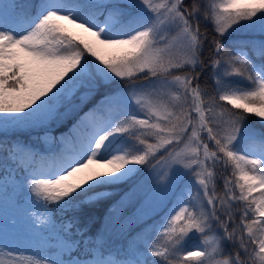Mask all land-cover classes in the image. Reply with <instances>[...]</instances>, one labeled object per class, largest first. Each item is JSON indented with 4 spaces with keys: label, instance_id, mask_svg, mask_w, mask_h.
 Wrapping results in <instances>:
<instances>
[{
    "label": "rangeland",
    "instance_id": "obj_1",
    "mask_svg": "<svg viewBox=\"0 0 264 264\" xmlns=\"http://www.w3.org/2000/svg\"><path fill=\"white\" fill-rule=\"evenodd\" d=\"M75 1L38 0L34 15L23 20L12 11L15 0H0V96L15 91L1 81L14 64L40 96L63 75L64 68L44 46L42 24L51 16L87 24L99 45L119 37L132 43L145 33L144 45L132 59L97 64L80 90L64 92L68 104L61 109L42 104L32 122L0 121V138L8 142L10 156L6 173L0 174V264H140L145 253L161 249L188 264H248L249 257L251 264H264V252L254 251L251 243L253 225L232 222L246 209L229 163L230 152L251 160L261 174L244 181L253 182L251 190L264 189V134L214 98L227 82L240 79L238 71L219 61L212 71L197 74L200 82L191 73H179L199 66L192 24L198 12L183 0H113L114 8L96 22L84 12L80 16ZM220 1L234 2L199 0L214 31L264 54V9L222 11ZM258 77L264 84V73ZM95 96L97 117L83 111ZM70 118L67 131L53 137L49 127ZM122 132L134 137L122 139ZM131 141L146 149V169L120 196L106 226L112 227L127 202L139 199L131 224L147 223L138 230L133 252L119 242L95 243L89 259L64 257L62 252L68 254L77 240L51 228L50 211L36 191L62 190L74 179L84 183L100 172L122 180L121 150ZM15 165L28 169V185L17 177ZM258 205L264 211V200ZM84 236L93 243L89 233ZM234 244H239L236 250Z\"/></svg>",
    "mask_w": 264,
    "mask_h": 264
},
{
    "label": "trees",
    "instance_id": "obj_2",
    "mask_svg": "<svg viewBox=\"0 0 264 264\" xmlns=\"http://www.w3.org/2000/svg\"><path fill=\"white\" fill-rule=\"evenodd\" d=\"M112 0H84L79 7L93 21H103L105 13L114 8ZM234 2H218L220 10H261L264 9V0H232ZM183 5L190 11L196 10L197 16L194 23L198 29V37L195 41L196 55L199 66L191 70H179V73H191L197 78L201 71H212V66L219 61L222 64L234 67L240 79L234 83L227 82L225 87L218 90L214 98L221 101L224 109L233 115L246 120L253 127L264 134V84L259 82L260 73H264V54L256 53L250 45L240 42H231L226 37L219 36L213 29L207 12L199 0H184ZM117 21L113 22L110 29H115ZM49 40L45 43L47 55H53L58 60V65L64 68L60 78L55 79L51 88L40 96L33 89L26 86L19 66L2 78L5 89L13 88V92H6L0 96V121L10 124L32 122L39 115L42 104L62 106L68 104V98L64 92L74 87L80 90L83 82L90 72H93L97 64L108 65L120 63L134 58L144 45V34H139L136 41L126 43L122 39H115L113 44L99 45L95 42L93 34L88 27L76 26L66 21L51 18L46 24ZM228 78H226L227 80ZM137 78H133L131 83ZM195 81L200 82L201 80ZM123 83V82H122ZM100 94V93H99ZM96 96L85 102L84 110H89L95 117L98 115ZM79 112L75 114L78 117ZM73 119V118H72ZM75 120V119H73ZM67 119L58 124H52L49 129L54 134L67 131ZM120 129V128H119ZM121 130V129H120ZM134 137V133L122 132L120 138ZM1 142L3 141L0 139ZM123 143L120 162L125 176L122 180L106 178L102 172L84 183L74 179L70 186L59 190L49 188L44 191L45 201L51 210L54 228L70 239H78L74 250L68 257L86 259L92 255V246L95 243L109 245L112 242L124 243L127 252H132L134 239L139 237V228L147 223L131 224L133 217L130 215L137 208L139 199L130 200L121 209L116 222L112 227L106 226V220L114 211L117 201L123 193L128 191L145 171L147 163V151L137 146L136 142ZM230 164L234 179L243 190V202L245 207L244 217L233 219L240 223L248 221L254 227L252 244L254 251L264 252V211L259 207V202L264 200V189L251 190L253 182L245 183L244 179L250 177L257 179L261 172L253 165L251 160L241 158L237 153L230 152ZM9 160L7 155L0 151V172L4 170L5 163ZM127 167L131 169L128 170ZM140 175V176H139ZM25 180V179H24ZM127 220L118 225L119 221ZM83 229H86L84 232ZM91 235L93 243L85 239L84 233ZM98 246V245H97ZM239 244H234L236 250ZM240 251V250H239ZM250 259V257H249ZM248 259V264L251 262ZM156 262V263H155ZM145 264H188V261L173 255L166 254L165 249L149 251L144 255Z\"/></svg>",
    "mask_w": 264,
    "mask_h": 264
}]
</instances>
